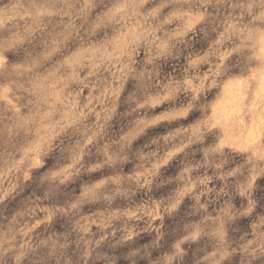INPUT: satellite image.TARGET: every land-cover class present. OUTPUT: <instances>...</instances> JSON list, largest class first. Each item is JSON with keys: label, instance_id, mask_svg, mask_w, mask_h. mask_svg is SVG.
Here are the masks:
<instances>
[{"label": "clouds", "instance_id": "9594fccd", "mask_svg": "<svg viewBox=\"0 0 264 264\" xmlns=\"http://www.w3.org/2000/svg\"><path fill=\"white\" fill-rule=\"evenodd\" d=\"M0 264H264V0H0Z\"/></svg>", "mask_w": 264, "mask_h": 264}]
</instances>
